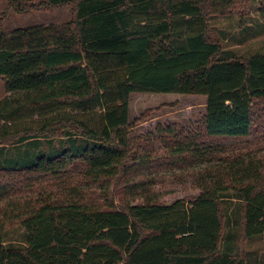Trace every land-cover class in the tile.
Instances as JSON below:
<instances>
[{"label": "trees", "instance_id": "trees-1", "mask_svg": "<svg viewBox=\"0 0 264 264\" xmlns=\"http://www.w3.org/2000/svg\"><path fill=\"white\" fill-rule=\"evenodd\" d=\"M5 1L72 16L0 28V264H245L220 249L222 203L240 200L242 237L264 233V159L227 141L264 139V53L222 57L208 19L252 0ZM135 92L203 95L205 112L130 134ZM171 174L198 194L161 203ZM13 223L23 243L5 244Z\"/></svg>", "mask_w": 264, "mask_h": 264}, {"label": "rangeland", "instance_id": "rangeland-1", "mask_svg": "<svg viewBox=\"0 0 264 264\" xmlns=\"http://www.w3.org/2000/svg\"><path fill=\"white\" fill-rule=\"evenodd\" d=\"M71 16L70 5L41 12L15 14L7 7L5 0H0V28L5 31L39 23L62 24L69 21ZM208 24L211 35L221 41L222 57L264 53V0H252L249 13L243 21L236 14L211 15ZM7 95L0 78V99ZM205 105L206 97L203 95L132 93L129 99V121L132 122L144 113L145 118L134 124L130 134H147L154 131L157 124H183L189 127L202 118ZM227 143L230 146L238 143L239 147L251 150L264 159V139L250 137L228 140ZM155 145L159 148L158 142ZM154 190L158 192L163 204L182 198L190 201L198 194L194 177L188 175H183L182 182H178L172 174L168 175L157 183ZM239 203L240 200L232 197L226 198L222 203L228 218L223 228L220 249L222 252L228 250L232 254L238 253L245 264H264V233L249 238L241 236ZM4 243H23V229L19 224L13 223L7 227Z\"/></svg>", "mask_w": 264, "mask_h": 264}, {"label": "crops", "instance_id": "crops-1", "mask_svg": "<svg viewBox=\"0 0 264 264\" xmlns=\"http://www.w3.org/2000/svg\"><path fill=\"white\" fill-rule=\"evenodd\" d=\"M50 23V22H49ZM40 24H48V23H39L38 25H40ZM8 95H9V93H8Z\"/></svg>", "mask_w": 264, "mask_h": 264}]
</instances>
